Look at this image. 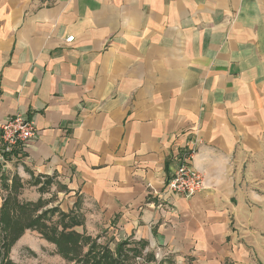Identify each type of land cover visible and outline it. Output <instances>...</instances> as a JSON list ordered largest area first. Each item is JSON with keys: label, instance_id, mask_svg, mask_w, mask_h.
Segmentation results:
<instances>
[{"label": "crops", "instance_id": "crops-1", "mask_svg": "<svg viewBox=\"0 0 264 264\" xmlns=\"http://www.w3.org/2000/svg\"><path fill=\"white\" fill-rule=\"evenodd\" d=\"M17 113L37 137L0 164V207L13 185L173 264H264V0H0ZM191 150L204 188L166 193Z\"/></svg>", "mask_w": 264, "mask_h": 264}, {"label": "trees", "instance_id": "trees-1", "mask_svg": "<svg viewBox=\"0 0 264 264\" xmlns=\"http://www.w3.org/2000/svg\"><path fill=\"white\" fill-rule=\"evenodd\" d=\"M0 207V264H13L8 255L11 247L25 230H36L46 241L55 245V252L67 261L81 264H126L131 257H137L145 244L128 239L115 243L114 248L108 244H98L83 233L74 229L80 225L76 215L59 212L60 225L47 223L45 215L50 210L38 211L44 206L39 199L36 202H20L13 185ZM87 247L86 251L83 249ZM140 250V251H139Z\"/></svg>", "mask_w": 264, "mask_h": 264}, {"label": "built area", "instance_id": "built-area-1", "mask_svg": "<svg viewBox=\"0 0 264 264\" xmlns=\"http://www.w3.org/2000/svg\"><path fill=\"white\" fill-rule=\"evenodd\" d=\"M73 36L66 38L70 42ZM37 137L34 118L17 113L0 122V164L19 159L23 147ZM193 150L181 154L179 166L166 181V193L192 196L204 188V176L192 165ZM156 256H158L156 254Z\"/></svg>", "mask_w": 264, "mask_h": 264}, {"label": "rangeland", "instance_id": "rangeland-1", "mask_svg": "<svg viewBox=\"0 0 264 264\" xmlns=\"http://www.w3.org/2000/svg\"><path fill=\"white\" fill-rule=\"evenodd\" d=\"M52 194V192H51ZM45 200L49 202L46 208L53 206L56 198L54 195L45 197ZM43 210L41 208L38 213ZM45 215V220L47 223H54L60 225V214L52 212ZM78 214V215H77ZM78 220L82 222L80 226H74V230H77L80 233L89 236L91 239L96 240L98 244H108L111 248H114L116 242H118L119 237L115 230L110 228H104L102 225H95V228H91L87 224L86 217L83 216L82 212L76 213ZM28 231V230H26ZM31 234L29 240V245L16 246L13 248L8 255V259L13 264H81V262L67 261L59 254L55 252V247L51 245H39L40 240L44 239L41 237V234L36 230ZM25 232V231H24ZM87 247H85L81 253L85 252ZM140 251V250H139ZM126 264H173L172 260L166 258H160L156 256L154 252L146 251L143 249L137 257L129 258Z\"/></svg>", "mask_w": 264, "mask_h": 264}]
</instances>
